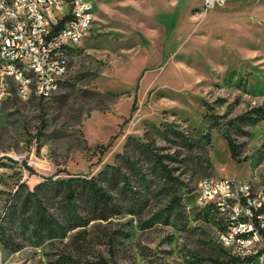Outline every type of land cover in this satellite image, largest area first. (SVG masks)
I'll use <instances>...</instances> for the list:
<instances>
[{
    "label": "rangeland",
    "instance_id": "rangeland-1",
    "mask_svg": "<svg viewBox=\"0 0 264 264\" xmlns=\"http://www.w3.org/2000/svg\"><path fill=\"white\" fill-rule=\"evenodd\" d=\"M162 3L142 31L130 7L97 13L50 98L0 100V264H264L198 199L206 178L264 185V0ZM213 10L258 47L211 63Z\"/></svg>",
    "mask_w": 264,
    "mask_h": 264
},
{
    "label": "built area",
    "instance_id": "built-area-1",
    "mask_svg": "<svg viewBox=\"0 0 264 264\" xmlns=\"http://www.w3.org/2000/svg\"><path fill=\"white\" fill-rule=\"evenodd\" d=\"M99 0H55L49 10L37 7V0H0V74L10 73L13 82H21V71H14L12 61H21L22 69L38 74L39 90L43 98L51 97L50 80L60 83L69 74L63 68L64 59H70L89 33L91 15H95ZM225 0H204L207 8L222 5ZM17 6H25L28 13L36 14V21L14 18ZM72 18V25H65ZM0 84V100L3 99ZM28 91L22 90V98ZM246 188L237 178H206L198 187V199L206 202L219 199V209L225 211V221L232 222V238H225V229L219 236L220 244L242 261L264 260V190ZM217 210H214L217 212ZM260 237V244H253Z\"/></svg>",
    "mask_w": 264,
    "mask_h": 264
},
{
    "label": "crops",
    "instance_id": "crops-1",
    "mask_svg": "<svg viewBox=\"0 0 264 264\" xmlns=\"http://www.w3.org/2000/svg\"><path fill=\"white\" fill-rule=\"evenodd\" d=\"M125 6L130 7L129 10L136 11L139 13V30L142 31L146 26V22L149 19L157 18V15L163 12V3L162 0H99L96 6V12L94 15L93 23L96 19L97 13H102L103 11H108L113 6ZM224 11L221 10H213L211 12L210 17L212 16L216 22H213V26H211L212 30L218 29V31H214V34L205 41L204 44V56H208L211 63L215 62L219 56H242L243 45L247 44L249 48L252 46L258 47L259 45V37L255 32H247L237 31L235 27L232 29L223 28L220 24ZM233 25V24H232ZM235 26V24L233 25ZM142 34V33H141ZM255 36L256 42L255 45L247 40V35ZM242 36L243 40L239 41V38ZM246 38V39H245ZM261 44H264L262 40ZM142 52V46H140V53ZM74 51H72V54ZM225 57V58H226ZM226 58V59H227ZM225 59V60H226ZM70 62V59H69Z\"/></svg>",
    "mask_w": 264,
    "mask_h": 264
},
{
    "label": "bare ground",
    "instance_id": "bare-ground-1",
    "mask_svg": "<svg viewBox=\"0 0 264 264\" xmlns=\"http://www.w3.org/2000/svg\"><path fill=\"white\" fill-rule=\"evenodd\" d=\"M8 5H15V0H8ZM55 6V0H37V7L42 10H49ZM26 15V21H36V14L28 13V8L25 6H17L14 10V18H22ZM94 15H91L90 25L93 24ZM65 25H72V18H65ZM69 59H64L63 68H68ZM12 68L14 71H21V82H13V89L11 88L10 73L0 74L1 90L3 91V99L10 96L12 93L22 97V90L28 91V95L31 94L43 97V90H39L38 86V74L30 72L29 69H22L21 61H12ZM59 79L50 80V92L52 94L57 90L59 86ZM243 185L246 188H255V183L250 181H243ZM256 190H264V185L259 186L256 184ZM201 204V202L199 201ZM202 206V205H201ZM213 207L215 210L219 209V199H212L206 202V207ZM204 207V206H203ZM217 214L221 219L222 229H225V238H232V222L225 221V211L217 210ZM222 236V230L220 235ZM253 244H260V237H253Z\"/></svg>",
    "mask_w": 264,
    "mask_h": 264
},
{
    "label": "trees",
    "instance_id": "trees-1",
    "mask_svg": "<svg viewBox=\"0 0 264 264\" xmlns=\"http://www.w3.org/2000/svg\"><path fill=\"white\" fill-rule=\"evenodd\" d=\"M137 108H138L137 102L135 101V103H134V105L132 107V110H131V114H133L137 110ZM127 122H128V120L125 121V123H127ZM112 141L107 146H103V149L104 150L109 149V147L112 144ZM127 146H129V143H128ZM115 167L116 166H110L109 165L106 170H103V171L100 172V175L102 177H104V179H105L104 181H107L108 170H110V169H116ZM71 181H74V180H70V181L62 180L60 182H55L54 184H56V183L57 184L58 183H60V184H67V186H69L70 188H72L73 185H72ZM79 182L81 183V185L83 186V188L89 192V195L94 199L95 206H97L98 203L107 204L108 199L110 197L107 195V193L105 191V188L98 186V183H97V181L95 179L79 180ZM209 208L212 209V210H215L211 206Z\"/></svg>",
    "mask_w": 264,
    "mask_h": 264
}]
</instances>
